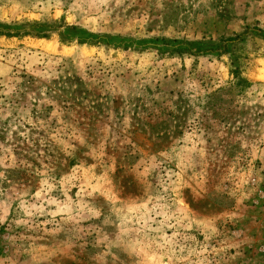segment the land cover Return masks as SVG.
<instances>
[{
    "label": "rangeland",
    "instance_id": "374dc122",
    "mask_svg": "<svg viewBox=\"0 0 264 264\" xmlns=\"http://www.w3.org/2000/svg\"><path fill=\"white\" fill-rule=\"evenodd\" d=\"M262 38L264 0H0V264H264Z\"/></svg>",
    "mask_w": 264,
    "mask_h": 264
},
{
    "label": "trees",
    "instance_id": "16d2710c",
    "mask_svg": "<svg viewBox=\"0 0 264 264\" xmlns=\"http://www.w3.org/2000/svg\"><path fill=\"white\" fill-rule=\"evenodd\" d=\"M8 36H22V35H32V36H38V37H48L47 33H38V32H8L6 33ZM264 39V38H262Z\"/></svg>",
    "mask_w": 264,
    "mask_h": 264
},
{
    "label": "bare ground",
    "instance_id": "6f19581e",
    "mask_svg": "<svg viewBox=\"0 0 264 264\" xmlns=\"http://www.w3.org/2000/svg\"><path fill=\"white\" fill-rule=\"evenodd\" d=\"M262 78H264V75H262Z\"/></svg>",
    "mask_w": 264,
    "mask_h": 264
}]
</instances>
